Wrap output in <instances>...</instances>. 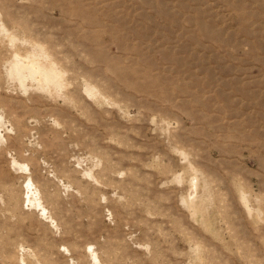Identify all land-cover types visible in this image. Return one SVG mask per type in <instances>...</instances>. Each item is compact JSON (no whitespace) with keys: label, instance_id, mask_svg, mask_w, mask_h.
Instances as JSON below:
<instances>
[{"label":"rangeland","instance_id":"374dc122","mask_svg":"<svg viewBox=\"0 0 264 264\" xmlns=\"http://www.w3.org/2000/svg\"><path fill=\"white\" fill-rule=\"evenodd\" d=\"M0 264H264V0H0Z\"/></svg>","mask_w":264,"mask_h":264},{"label":"bare ground","instance_id":"6f19581e","mask_svg":"<svg viewBox=\"0 0 264 264\" xmlns=\"http://www.w3.org/2000/svg\"><path fill=\"white\" fill-rule=\"evenodd\" d=\"M17 59H16V61H15V63H14V68L16 69V71H18V72H20V73H22V70L23 69H26V68H31V69H34L35 68V70H36V68L37 67H35V66H38V67H40V64H39V62L36 60V59H26L25 57H22V56H20V55H17V57H16ZM31 62H33V63H31ZM30 70V69H29ZM35 70H33V71H35ZM36 72H38V71H36ZM36 72H33L31 75L33 76V77H37V75H36ZM40 75H43V73H41ZM43 77H44V75H43ZM195 178V177H194ZM194 180H196V179H194ZM193 180V182L195 183V181ZM194 183H193V186H194ZM192 187V186H191ZM195 187H192V192H191V195H193L194 193H195Z\"/></svg>","mask_w":264,"mask_h":264}]
</instances>
